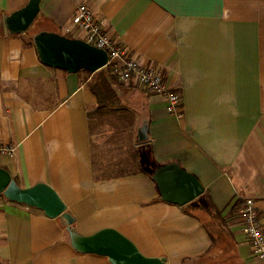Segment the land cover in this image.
<instances>
[{"label":"crops","instance_id":"1","mask_svg":"<svg viewBox=\"0 0 264 264\" xmlns=\"http://www.w3.org/2000/svg\"><path fill=\"white\" fill-rule=\"evenodd\" d=\"M28 2L0 0V144L17 147L0 166L22 188L51 186L81 234L115 229L167 264H264L239 215L253 199L264 229V0H42L34 31L8 34L3 18ZM81 4L164 75L181 117L119 78L120 107L99 109L94 74L43 64L33 37H82ZM170 163L205 193L183 207L163 201L152 175ZM0 196V264H111L73 249L62 218Z\"/></svg>","mask_w":264,"mask_h":264},{"label":"water","instance_id":"2","mask_svg":"<svg viewBox=\"0 0 264 264\" xmlns=\"http://www.w3.org/2000/svg\"><path fill=\"white\" fill-rule=\"evenodd\" d=\"M42 0H29L27 5L6 16L2 26L10 35L27 32L40 13ZM34 42L43 64L77 73L86 70L92 74L107 67L109 56L81 39H71L57 33L40 32ZM149 138L148 127L139 131V141ZM163 201L185 206L205 193V188L196 175L183 169L177 163L158 167L153 175ZM0 194L6 200L32 207L51 218H62L67 224L69 242L73 249L83 254L107 257L111 264H167L165 258L147 257L136 245L115 229H104L93 235L81 234L75 225V218L67 211V206L59 194L49 185L36 184L22 188L11 173L0 166Z\"/></svg>","mask_w":264,"mask_h":264},{"label":"built area","instance_id":"3","mask_svg":"<svg viewBox=\"0 0 264 264\" xmlns=\"http://www.w3.org/2000/svg\"><path fill=\"white\" fill-rule=\"evenodd\" d=\"M74 24L83 33L79 39L86 43L105 50L109 56L108 65L113 74L124 84L138 83L150 94L166 97L168 110L182 116V98L177 93H171L165 77L153 67H144L137 60L127 55L115 42L97 16L86 4H81L76 11ZM69 32V30L67 31ZM17 147L0 144V159L12 157ZM239 215L243 223V232L250 243L255 255L264 258V229L260 224L259 210L253 199L247 198L240 202Z\"/></svg>","mask_w":264,"mask_h":264},{"label":"trees","instance_id":"4","mask_svg":"<svg viewBox=\"0 0 264 264\" xmlns=\"http://www.w3.org/2000/svg\"><path fill=\"white\" fill-rule=\"evenodd\" d=\"M86 72L91 75V73H89L88 71ZM118 82V77L113 74L110 66L103 68L93 75V78L90 82V88L97 97L99 109H117L120 107V101L117 92L114 89V85ZM63 227L65 231V239L69 241V236L66 230L67 224L65 221L63 223Z\"/></svg>","mask_w":264,"mask_h":264},{"label":"rangeland","instance_id":"5","mask_svg":"<svg viewBox=\"0 0 264 264\" xmlns=\"http://www.w3.org/2000/svg\"><path fill=\"white\" fill-rule=\"evenodd\" d=\"M34 29H35V26L32 25V26L30 27L29 31H34ZM0 195H1V194H0ZM0 197H1V196H0ZM2 198H4V201H7V200L5 199V197H2Z\"/></svg>","mask_w":264,"mask_h":264}]
</instances>
